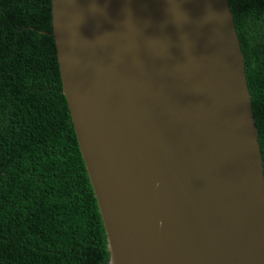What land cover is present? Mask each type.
Segmentation results:
<instances>
[{
    "label": "water",
    "instance_id": "obj_1",
    "mask_svg": "<svg viewBox=\"0 0 264 264\" xmlns=\"http://www.w3.org/2000/svg\"><path fill=\"white\" fill-rule=\"evenodd\" d=\"M108 264H264V167L228 0H51Z\"/></svg>",
    "mask_w": 264,
    "mask_h": 264
},
{
    "label": "trees",
    "instance_id": "obj_2",
    "mask_svg": "<svg viewBox=\"0 0 264 264\" xmlns=\"http://www.w3.org/2000/svg\"><path fill=\"white\" fill-rule=\"evenodd\" d=\"M228 1L264 167V0ZM51 9V0H0V264H108Z\"/></svg>",
    "mask_w": 264,
    "mask_h": 264
},
{
    "label": "clouds",
    "instance_id": "obj_3",
    "mask_svg": "<svg viewBox=\"0 0 264 264\" xmlns=\"http://www.w3.org/2000/svg\"><path fill=\"white\" fill-rule=\"evenodd\" d=\"M232 11V10H231ZM237 30V29H236ZM239 37V36H238Z\"/></svg>",
    "mask_w": 264,
    "mask_h": 264
}]
</instances>
